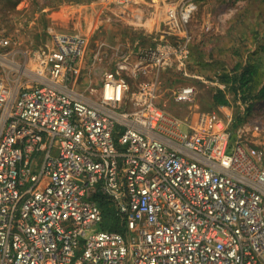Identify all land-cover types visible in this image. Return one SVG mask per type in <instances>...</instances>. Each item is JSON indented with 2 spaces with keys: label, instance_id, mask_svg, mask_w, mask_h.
Here are the masks:
<instances>
[{
  "label": "built area",
  "instance_id": "2783aa9c",
  "mask_svg": "<svg viewBox=\"0 0 264 264\" xmlns=\"http://www.w3.org/2000/svg\"><path fill=\"white\" fill-rule=\"evenodd\" d=\"M105 6L104 24L116 11L146 42L90 50L51 31L52 48L20 64L0 35V264H264V141L245 144L242 128L232 141L229 113L158 104L163 69L186 74L199 1ZM95 194L124 234L99 228Z\"/></svg>",
  "mask_w": 264,
  "mask_h": 264
},
{
  "label": "rangeland",
  "instance_id": "374dc122",
  "mask_svg": "<svg viewBox=\"0 0 264 264\" xmlns=\"http://www.w3.org/2000/svg\"><path fill=\"white\" fill-rule=\"evenodd\" d=\"M93 1L97 0H0V35L8 37L10 41L6 49L11 51L10 57L22 64L35 59L39 53L48 52L52 48L51 31L87 36L90 50L95 48L98 39L114 44L142 37L141 40L146 42V35L142 31L125 23L115 21L118 26L102 23L94 32L81 34L71 27V23L62 24L54 16L64 7ZM154 1L140 0L142 4ZM162 1L166 4L173 0ZM198 1V11L191 20L190 29L194 38L186 74L174 65L163 69L158 104L181 117H189L195 110H216L223 116L229 113L232 117V141L236 140L242 128L243 142L256 145L264 141V98H257L247 109L239 91L234 96L227 90L229 105L218 109L213 102V94L218 87V78L232 72L237 62L258 64L260 76L264 78V0ZM229 8L232 9L230 12ZM207 24L210 28L205 30ZM115 59L113 52H110L96 71L111 68ZM184 85L195 88L190 102L176 101L174 98V91Z\"/></svg>",
  "mask_w": 264,
  "mask_h": 264
},
{
  "label": "trees",
  "instance_id": "16d2710c",
  "mask_svg": "<svg viewBox=\"0 0 264 264\" xmlns=\"http://www.w3.org/2000/svg\"><path fill=\"white\" fill-rule=\"evenodd\" d=\"M75 2L79 3V1ZM262 50H264V44ZM218 82L223 83L224 88H216V92L213 94L215 105H229V99L226 96L227 90L234 96L239 91L242 101L247 102V109H250L257 98H264V78L260 76L258 64L249 61L237 62L232 68V72L222 74L218 78ZM93 197L102 213L99 228L124 234L126 232L125 218L116 211L106 197L100 194H95Z\"/></svg>",
  "mask_w": 264,
  "mask_h": 264
},
{
  "label": "crops",
  "instance_id": "0c3cea01",
  "mask_svg": "<svg viewBox=\"0 0 264 264\" xmlns=\"http://www.w3.org/2000/svg\"><path fill=\"white\" fill-rule=\"evenodd\" d=\"M151 3L152 2H148L147 4H151ZM106 4H107V0H97L89 4H80L78 6H69V7L67 6V7L62 8L60 11L55 12L54 16L56 17L58 21H61L62 24L71 23L72 24L71 27L74 28L76 31L80 32L81 34L87 31L94 32L95 29L99 27L98 26L99 24L104 23V17L106 16V14L104 13L103 15L101 10L102 8L104 9L106 7L105 6ZM160 16H161V13L155 12L151 16V18H149L145 26L147 31H152L154 29V22H156ZM115 21L120 22L121 24L126 23V21L121 19L116 14V11H115V16H113V23H109V24L118 26L117 23H114ZM109 24H106V25H109ZM101 28L99 29L101 30ZM192 36L194 38V35ZM192 42H193V39H192ZM227 98L229 99V97ZM215 107L219 109V108L226 107V106L225 105H215Z\"/></svg>",
  "mask_w": 264,
  "mask_h": 264
}]
</instances>
